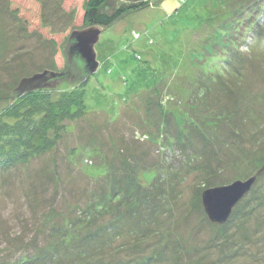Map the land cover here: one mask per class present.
I'll return each mask as SVG.
<instances>
[{
    "label": "rangeland",
    "instance_id": "1",
    "mask_svg": "<svg viewBox=\"0 0 264 264\" xmlns=\"http://www.w3.org/2000/svg\"><path fill=\"white\" fill-rule=\"evenodd\" d=\"M12 1L0 0V115L36 91L84 88V104L56 111L36 155L0 165V264H264V0H126L146 7L101 27L84 80L66 50L84 29L77 8L36 0L55 46ZM46 70L66 75L14 98ZM254 177L212 223L203 192Z\"/></svg>",
    "mask_w": 264,
    "mask_h": 264
},
{
    "label": "trees",
    "instance_id": "2",
    "mask_svg": "<svg viewBox=\"0 0 264 264\" xmlns=\"http://www.w3.org/2000/svg\"><path fill=\"white\" fill-rule=\"evenodd\" d=\"M14 12H19L20 18L23 19L33 31L42 32L47 36H52L51 42L57 46L60 44L58 37L49 33L48 27L42 23L41 19V3L36 0H13L10 4ZM64 7L68 10L72 7L77 8L78 15L75 25L81 28L100 26L102 28L111 27L127 14L142 10L146 7V2L132 3L126 0H65ZM59 39V38H58ZM84 85L85 83H81ZM82 85L80 87H82ZM84 88H79L68 97L67 95L59 101H53L51 94L46 92H33L27 94L15 102V106H11L0 115V143L5 142L6 147L12 148L11 152L5 151L0 154V165L6 167L14 165L16 162H22L28 156L36 155L37 148L33 144L36 136H43L44 140H48L47 133L50 128L56 126L54 122L51 127L46 128L52 117L56 118L60 110L66 115V118L76 117L80 110L83 109ZM34 94V99L30 100V95ZM26 101L24 109H20L21 101ZM35 101V102H33ZM82 108V109H81ZM75 109L73 112L72 110ZM78 110V112H77ZM80 113V114H79ZM83 113V110H82ZM39 116L40 119H36ZM23 141V142H21ZM7 142V143H6ZM21 142V147L18 143ZM21 148V149H15ZM34 149V150H33ZM23 151V152H22ZM39 151V150H38ZM153 176H150L151 178Z\"/></svg>",
    "mask_w": 264,
    "mask_h": 264
},
{
    "label": "water",
    "instance_id": "3",
    "mask_svg": "<svg viewBox=\"0 0 264 264\" xmlns=\"http://www.w3.org/2000/svg\"><path fill=\"white\" fill-rule=\"evenodd\" d=\"M102 32L100 26H91L71 33L66 49L67 55L77 62L78 68L82 71L83 80L98 70L99 62L95 46L99 42ZM65 75L46 70L31 78H24L14 91V98L46 88L51 81L63 78ZM255 181L256 177L246 182L237 181L229 186L204 191L202 202L209 220L212 223L225 224L231 217L233 208L252 188Z\"/></svg>",
    "mask_w": 264,
    "mask_h": 264
}]
</instances>
